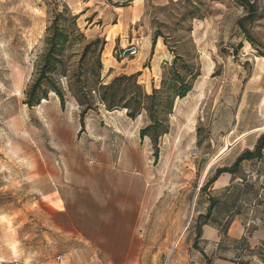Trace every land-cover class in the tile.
Masks as SVG:
<instances>
[{"label":"rangeland","instance_id":"374dc122","mask_svg":"<svg viewBox=\"0 0 264 264\" xmlns=\"http://www.w3.org/2000/svg\"><path fill=\"white\" fill-rule=\"evenodd\" d=\"M246 1L251 10L235 0H146L140 10L134 0H0V264H212L215 251L200 239L205 186L237 136L264 133V0ZM120 4L134 24L113 28ZM64 8L85 12V43L105 42L101 85L139 74L146 95L159 93L168 133L157 150L139 137L145 111L131 120L96 104L82 126L64 79V107L53 93L24 105L46 30ZM82 46L68 52L71 71ZM96 58L91 50L83 71ZM183 66L200 76L174 100L170 76H185ZM240 173L243 233L225 255L264 264V239L251 240L264 230V161Z\"/></svg>","mask_w":264,"mask_h":264},{"label":"trees","instance_id":"16d2710c","mask_svg":"<svg viewBox=\"0 0 264 264\" xmlns=\"http://www.w3.org/2000/svg\"><path fill=\"white\" fill-rule=\"evenodd\" d=\"M235 1L247 7L248 10L252 9L246 0ZM79 17L80 14L72 16L66 8L63 9L62 13L54 16L52 23L46 30L44 52L36 61L35 75L25 91L24 105L28 108L39 106L42 101L48 98L49 93H53L59 99L60 106L64 107L65 92L60 85V79H64L67 81L68 93L81 108L80 121L82 126H84L86 114L93 110L96 104L102 105L106 111L118 109L126 111V117L131 120H135L142 111H145L148 114L150 123L140 131L139 137L141 139L149 138L153 147L157 150L159 138L168 133V128L164 126V122L160 118L161 102L157 104L156 99L159 93L153 90L151 95H146L141 86L137 84L136 79L139 74L119 76L114 78L108 85H101L99 81L102 70L100 56L104 51L105 42L95 38V40L85 43L88 37L80 29ZM82 44L75 69L71 71L68 52L76 45ZM94 49H97L96 65L87 73L83 71V62L89 52ZM260 57L264 59L263 54ZM183 67L187 69L186 66ZM199 76V73L194 74L188 69L186 75L182 76L175 69H172L170 79L174 84L168 88L171 97L174 100L185 98L192 89V83ZM187 78L189 80H186ZM123 83L124 88L121 89ZM263 150L264 133L258 138L253 152L246 151L242 153L231 168L217 170L205 187L212 184L222 173L233 171L235 173L242 162L261 159ZM212 208L213 201L209 199V206L204 218L209 216Z\"/></svg>","mask_w":264,"mask_h":264},{"label":"crops","instance_id":"0c3cea01","mask_svg":"<svg viewBox=\"0 0 264 264\" xmlns=\"http://www.w3.org/2000/svg\"><path fill=\"white\" fill-rule=\"evenodd\" d=\"M111 1L114 4L118 2V0ZM136 1H139V4L137 5L138 9H143L146 0H134V2ZM149 1L154 6H164L169 1L175 0ZM119 6L120 7L111 8V14L115 17V23L112 27L116 28L120 25L124 26V24L126 25V27H128L129 25H133L134 22L131 21L130 18L127 21H124L122 14L118 12L120 11L122 13L123 10L126 11V6L123 7L121 4ZM79 14L80 17L78 19V24L81 18L85 15V12H81ZM82 30L84 31V33H87L90 28L88 27ZM255 129H252L248 132H244L236 137V139L232 143L230 151L227 152L224 156L220 157L222 164L217 165L214 168L213 176L215 172L219 169L231 168L236 159L242 153L246 151L253 152L257 140L259 138L258 135L256 136L255 133H252ZM242 136H244V138L236 142V140H238L239 137ZM246 141H250V144H247ZM261 161H264V150L262 151L261 159L244 161L240 164L235 173L234 171L231 173H222L215 179L212 184H210V189L208 191L211 197L209 199L213 201V208L211 209L209 216L207 218H204V222L201 225L202 227L200 231V239L207 249L210 248L212 249V251H215V259L212 264H234V258H230L229 256L225 255V249L234 247V242L237 243L242 238L243 233L242 220L240 218L239 212V183H242V180H244L246 177L241 176L240 169H243L246 164H254L258 166L260 165ZM263 179L264 178L262 176L258 177L260 184H262ZM261 191H264V189ZM201 210L204 211V209L199 208L198 215L204 217L205 214L201 212ZM262 239H264V230L261 228H256L255 232L252 234V242L254 244H258L260 241H262Z\"/></svg>","mask_w":264,"mask_h":264},{"label":"water","instance_id":"95a60500","mask_svg":"<svg viewBox=\"0 0 264 264\" xmlns=\"http://www.w3.org/2000/svg\"><path fill=\"white\" fill-rule=\"evenodd\" d=\"M136 50L134 48H131L124 52V56L135 54Z\"/></svg>","mask_w":264,"mask_h":264},{"label":"bare ground","instance_id":"6f19581e","mask_svg":"<svg viewBox=\"0 0 264 264\" xmlns=\"http://www.w3.org/2000/svg\"><path fill=\"white\" fill-rule=\"evenodd\" d=\"M110 34V33H109ZM109 34H108V36H109ZM115 35V34H114ZM109 38V37H108ZM105 55V54H104ZM104 60V59H103ZM110 62V61H109ZM104 65H105V63H104ZM108 65V64H107ZM106 67H108V66H106ZM111 67V66H110Z\"/></svg>","mask_w":264,"mask_h":264},{"label":"built area","instance_id":"2783aa9c","mask_svg":"<svg viewBox=\"0 0 264 264\" xmlns=\"http://www.w3.org/2000/svg\"><path fill=\"white\" fill-rule=\"evenodd\" d=\"M258 2H261V0H259Z\"/></svg>","mask_w":264,"mask_h":264}]
</instances>
